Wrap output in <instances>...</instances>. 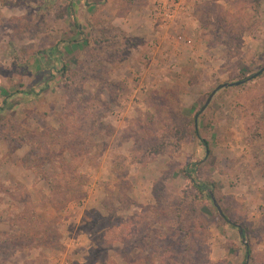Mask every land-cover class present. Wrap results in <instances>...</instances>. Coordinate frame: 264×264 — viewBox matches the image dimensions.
Returning <instances> with one entry per match:
<instances>
[{
	"label": "rangeland",
	"instance_id": "374dc122",
	"mask_svg": "<svg viewBox=\"0 0 264 264\" xmlns=\"http://www.w3.org/2000/svg\"><path fill=\"white\" fill-rule=\"evenodd\" d=\"M104 14L0 0V264H264V0L194 4L191 65L151 63L173 31L122 48Z\"/></svg>",
	"mask_w": 264,
	"mask_h": 264
},
{
	"label": "crops",
	"instance_id": "0c3cea01",
	"mask_svg": "<svg viewBox=\"0 0 264 264\" xmlns=\"http://www.w3.org/2000/svg\"><path fill=\"white\" fill-rule=\"evenodd\" d=\"M93 1L95 2L96 7H99L101 5L105 8L103 22L106 32L108 33V35H110V38H112L114 42H120L122 45L124 44L122 48L126 44H129L130 48L135 49V45L141 42L139 46H137V48L142 49V47H145L150 48L151 50L150 44L152 45V43L156 41L159 33H166L153 18L152 5L154 0ZM98 17L100 16L98 15ZM97 19L98 18L96 17V23L97 25H99V21ZM187 29L186 27L181 29V32L185 34V39H187V41L185 40L180 44H176L178 46L172 45V47H170V45H167V48L165 49L164 53H159V49H153L155 54L158 51V54L160 55L156 57L154 54L152 56L153 62L151 61V63L155 65L157 64L156 66H161L165 63L168 64L169 62L170 64L176 63V65H179L181 62H184L188 65V55H192V57L190 56L189 64H195V61L192 60L195 59V57H193L195 51H192V53L186 52L188 50ZM172 50H174L175 52H173ZM149 54L146 55L147 58H150Z\"/></svg>",
	"mask_w": 264,
	"mask_h": 264
},
{
	"label": "built area",
	"instance_id": "2783aa9c",
	"mask_svg": "<svg viewBox=\"0 0 264 264\" xmlns=\"http://www.w3.org/2000/svg\"><path fill=\"white\" fill-rule=\"evenodd\" d=\"M202 1L204 0H154L152 15L163 31L176 33L174 41L179 44L185 41L181 29L190 15V9Z\"/></svg>",
	"mask_w": 264,
	"mask_h": 264
},
{
	"label": "trees",
	"instance_id": "16d2710c",
	"mask_svg": "<svg viewBox=\"0 0 264 264\" xmlns=\"http://www.w3.org/2000/svg\"><path fill=\"white\" fill-rule=\"evenodd\" d=\"M64 68L65 69H67L65 66H64ZM259 75H262V72L259 74ZM258 75V76H259ZM256 77V75L255 74H253V75H251L250 77H248V79H251V78H255ZM197 114H198V112L195 114V116H194V118H193V122H195V119L197 118ZM189 134H191V137L192 138H197V139H199L200 141H201V144L204 146V148H205V152L206 153H210V147H209V143H208V141L205 139V138H201L200 136H199V134H198V130H197V128H193V130H192V133H189ZM189 168V167H188ZM184 174L186 175V177H188L189 179H191L192 180V184H193V187H194V189L199 193V194H205V192L206 191H208L209 190V188L211 189V188H213V186H214V184H212V183H208V182H200V181H196L195 179H192L191 177H190V171H189V169H188V171H187V167H185V169H184ZM207 195V194H206ZM208 196H210V195H208ZM243 234H245V231L243 230ZM248 254H249V252H247ZM246 257H247V254H246ZM246 257H245V260H246ZM244 260V262H243V264H246V261Z\"/></svg>",
	"mask_w": 264,
	"mask_h": 264
},
{
	"label": "water",
	"instance_id": "95a60500",
	"mask_svg": "<svg viewBox=\"0 0 264 264\" xmlns=\"http://www.w3.org/2000/svg\"><path fill=\"white\" fill-rule=\"evenodd\" d=\"M262 71H264V66H262V67H261V68L255 73V75H256V76L259 75ZM242 82H243V80H239V81H236V82H233V83L224 82V83H220V84H218V85H217V86H216V87L210 92V94L208 95V97H207L206 101L204 102V104H203L201 110H204V108L209 104V102L211 101V99H212V97L214 96V94L216 93V91H218V90L221 89V88H225V87H227V86L239 85V84H241ZM196 122H197V118L195 119V123H196ZM195 127H196V124H195ZM209 194H210V197H211V199H212V202H213L214 206L217 208V210H218V212L220 213V215L223 216L222 210H221V208L218 206V204L216 203V201H215V199H214L212 193L209 192ZM237 227H238V234H239L240 236H242V235H243V229H242L240 226H238V225H237ZM247 258H248V253H247Z\"/></svg>",
	"mask_w": 264,
	"mask_h": 264
}]
</instances>
